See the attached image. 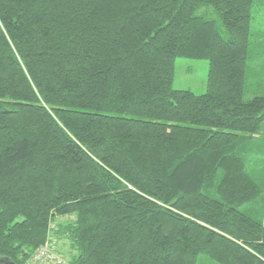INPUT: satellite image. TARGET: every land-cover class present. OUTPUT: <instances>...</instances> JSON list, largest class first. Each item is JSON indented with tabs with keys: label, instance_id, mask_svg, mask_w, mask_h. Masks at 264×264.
<instances>
[{
	"label": "trees",
	"instance_id": "16d2710c",
	"mask_svg": "<svg viewBox=\"0 0 264 264\" xmlns=\"http://www.w3.org/2000/svg\"><path fill=\"white\" fill-rule=\"evenodd\" d=\"M253 1L0 0V264L49 234L68 264H264ZM177 57L207 60L203 93Z\"/></svg>",
	"mask_w": 264,
	"mask_h": 264
},
{
	"label": "rangeland",
	"instance_id": "374dc122",
	"mask_svg": "<svg viewBox=\"0 0 264 264\" xmlns=\"http://www.w3.org/2000/svg\"><path fill=\"white\" fill-rule=\"evenodd\" d=\"M197 14H203L213 18L217 22V30L228 38L223 24L216 11L207 5H202L196 10ZM249 59L243 99L247 100L255 95L264 93V0H254L252 5L251 33L249 37ZM208 62L204 59L177 57L175 59L173 87L176 89H191L195 93H203L206 88ZM249 146L254 148L250 155V170L257 175L260 169L264 170V124L256 134ZM246 205L240 207L245 210ZM264 223V210L262 211ZM65 217H59L58 223ZM53 250L68 262L69 253L73 252L69 241L63 237L51 235ZM196 264H218L204 255L198 257Z\"/></svg>",
	"mask_w": 264,
	"mask_h": 264
},
{
	"label": "built area",
	"instance_id": "2783aa9c",
	"mask_svg": "<svg viewBox=\"0 0 264 264\" xmlns=\"http://www.w3.org/2000/svg\"><path fill=\"white\" fill-rule=\"evenodd\" d=\"M51 241V234L47 240L37 247L33 254L28 258L26 264H68L64 258L54 250Z\"/></svg>",
	"mask_w": 264,
	"mask_h": 264
},
{
	"label": "water",
	"instance_id": "95a60500",
	"mask_svg": "<svg viewBox=\"0 0 264 264\" xmlns=\"http://www.w3.org/2000/svg\"><path fill=\"white\" fill-rule=\"evenodd\" d=\"M9 264H14L13 262H9Z\"/></svg>",
	"mask_w": 264,
	"mask_h": 264
}]
</instances>
